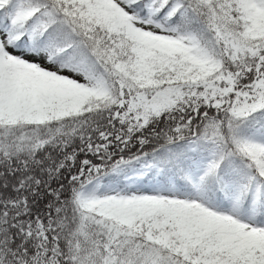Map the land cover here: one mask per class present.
Returning a JSON list of instances; mask_svg holds the SVG:
<instances>
[{"label": "snow or ice", "instance_id": "obj_1", "mask_svg": "<svg viewBox=\"0 0 264 264\" xmlns=\"http://www.w3.org/2000/svg\"><path fill=\"white\" fill-rule=\"evenodd\" d=\"M0 264H264V0H0Z\"/></svg>", "mask_w": 264, "mask_h": 264}]
</instances>
